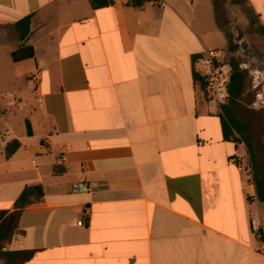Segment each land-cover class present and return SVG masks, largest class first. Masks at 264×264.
<instances>
[{
  "label": "crops",
  "instance_id": "obj_1",
  "mask_svg": "<svg viewBox=\"0 0 264 264\" xmlns=\"http://www.w3.org/2000/svg\"><path fill=\"white\" fill-rule=\"evenodd\" d=\"M127 1L0 0V97L29 92L0 100V211L44 191L6 249L34 251L26 264H264V203L229 162L245 149L193 69L228 45L213 0ZM246 3L264 27V0ZM20 46L34 59L14 62Z\"/></svg>",
  "mask_w": 264,
  "mask_h": 264
},
{
  "label": "trees",
  "instance_id": "obj_2",
  "mask_svg": "<svg viewBox=\"0 0 264 264\" xmlns=\"http://www.w3.org/2000/svg\"><path fill=\"white\" fill-rule=\"evenodd\" d=\"M157 0H128L127 6L134 9H141L147 4L154 3ZM246 0H235V3L240 4ZM114 3V0H91L92 7L99 9L108 7ZM214 7H217L218 1L213 0ZM258 18V16H257ZM16 31L19 34L21 41H25L31 30V17H28L15 25ZM260 34L264 37V27H259ZM237 46L233 43L229 44L228 64L231 67V82L228 87L230 98L226 105L222 106L221 125L223 137L226 141L241 144L244 143L254 163V146L253 134L248 124H245L237 117V113L241 107L250 102L251 97L255 99V93L252 91V80L247 71L240 68V62L233 55L229 58V54H234ZM14 62H22L31 60L35 57V52L31 46H22L12 55ZM195 78L199 77L195 75ZM31 134V133H30ZM20 148V143L17 141L11 143L6 150V157L11 158ZM255 188L257 198L261 203H264V178L258 175L255 163ZM44 199V191L40 185L27 187L22 195L14 204V210L0 211V264H26L29 262L35 252L34 251H9L6 249L7 244L11 241L14 231L20 223L22 212L33 205L40 204Z\"/></svg>",
  "mask_w": 264,
  "mask_h": 264
},
{
  "label": "rangeland",
  "instance_id": "obj_3",
  "mask_svg": "<svg viewBox=\"0 0 264 264\" xmlns=\"http://www.w3.org/2000/svg\"><path fill=\"white\" fill-rule=\"evenodd\" d=\"M217 1L218 4L215 10L218 24L228 37V45L223 49L227 53L229 52L230 43L237 46L236 52L234 54H229V58L233 55L240 62V65L245 62H253L254 65L251 67L252 69L264 71V37L260 34L259 27L261 24L256 13L252 10L251 6L244 1L240 4L235 3V0ZM12 35L15 36L13 32ZM12 43L13 42H11V44ZM249 53H253V56H249ZM257 53L262 56L259 63L253 60L259 58ZM246 71L251 77L249 73L251 70L249 69ZM16 96L23 102L29 100V92L23 89L10 91L0 97V100L2 99L5 102L8 100L15 101ZM254 101L255 99H253L252 96L250 102L241 107V110L237 113V117L251 128L255 152L254 163L258 175L264 178V176H262V173L264 174V110L253 108ZM241 144L245 149L246 157L254 166L246 145L244 143Z\"/></svg>",
  "mask_w": 264,
  "mask_h": 264
},
{
  "label": "built area",
  "instance_id": "obj_4",
  "mask_svg": "<svg viewBox=\"0 0 264 264\" xmlns=\"http://www.w3.org/2000/svg\"><path fill=\"white\" fill-rule=\"evenodd\" d=\"M159 4L161 7H165L163 2ZM253 65V62H245L240 65V68L245 71L251 70L249 73L252 78V89L255 92L253 108L264 110V71L252 69ZM193 69L195 75L204 79L209 98L220 107L226 105L230 98L228 87L232 73L226 51L209 50L202 52L195 60ZM229 162L242 171L252 185H255V169L246 155L232 157ZM73 191L84 193L90 192L91 188L86 184H76L73 186ZM78 225L85 226L84 220L80 221Z\"/></svg>",
  "mask_w": 264,
  "mask_h": 264
},
{
  "label": "water",
  "instance_id": "obj_5",
  "mask_svg": "<svg viewBox=\"0 0 264 264\" xmlns=\"http://www.w3.org/2000/svg\"><path fill=\"white\" fill-rule=\"evenodd\" d=\"M257 54H258V56H259V58H258L259 60L256 59L255 61L259 63V61H260V59L262 58V56H261L259 53H257Z\"/></svg>",
  "mask_w": 264,
  "mask_h": 264
}]
</instances>
